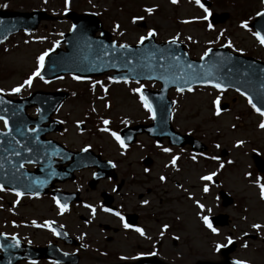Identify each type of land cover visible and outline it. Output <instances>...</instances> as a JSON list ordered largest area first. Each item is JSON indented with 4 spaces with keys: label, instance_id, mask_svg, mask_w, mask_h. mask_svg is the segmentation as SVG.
Instances as JSON below:
<instances>
[{
    "label": "rangeland",
    "instance_id": "rangeland-1",
    "mask_svg": "<svg viewBox=\"0 0 264 264\" xmlns=\"http://www.w3.org/2000/svg\"><path fill=\"white\" fill-rule=\"evenodd\" d=\"M5 4L6 8L17 10L43 8L55 16V20L42 21L30 33H18L0 46V89L14 95L11 89L31 75L37 67V57L68 30L70 21L64 17V0H0V5ZM145 7L154 11L146 13ZM70 8L101 13L103 26L117 43H137L139 37L153 29L157 41L177 37L186 44L192 58H199L209 47L226 44L234 52L264 59V47L258 44L253 30L241 26L264 8L262 0H211V6L207 7L210 12L228 14L225 21L213 24L211 29L207 27L208 21L200 19L206 13L195 0H178L176 4L171 0H70ZM137 16L144 18L133 23L132 18ZM85 79L63 76L45 82L33 77L31 86L26 85L19 93L26 95L36 89L67 91L68 98L53 114L61 122V128L49 136L71 149L90 147L102 158L111 160L116 165V179H101L90 189L87 181L93 169L76 172L73 180L59 187L79 189L82 199L63 213L48 196L17 197L11 191L0 190V230L41 245L53 236L48 227L39 225L46 220L57 222L73 237H87L84 240L89 246L83 251L59 243L63 249L80 252L77 264H116L115 256L103 255L100 249L130 257L148 250L152 244L158 247L165 264L219 261L221 256L215 246L226 244L228 237L239 243L231 254L235 259L264 264V228L251 227L254 223L264 225V199L260 198L257 183L258 179L264 183V171L258 170L254 158L256 153L264 162V129L258 126L262 116L247 100L232 90L206 86L183 92L171 89L173 127L189 132L207 149L195 153L188 146H169L166 140L156 143L146 134L137 135L132 144L121 148L111 135L115 128L125 120L133 124L151 118L140 94L131 89L141 84L157 89L159 84L156 81L117 84L105 77ZM217 96L219 104H227L219 115L215 114L219 104L213 103ZM28 112L35 115L36 111L31 107ZM104 120L109 124L105 125ZM104 128L109 131H103ZM237 140L243 144L237 146ZM163 148L171 151L164 152ZM173 156L177 157L175 165ZM213 172L216 175L211 180L201 179ZM161 176L165 180L161 181ZM120 182L119 192L113 195L127 211L138 215V227L144 230V236L135 228L125 232L119 218L101 211L97 205L99 192L112 193L114 183ZM205 184L207 192L203 191ZM219 190L231 196L229 206L221 204ZM144 200L148 204L141 203ZM201 204L203 208L199 207ZM86 205H92L95 213ZM218 212L227 213L232 222L213 233L201 217ZM165 224L167 229L163 228ZM35 264L55 263L41 260Z\"/></svg>",
    "mask_w": 264,
    "mask_h": 264
},
{
    "label": "water",
    "instance_id": "water-1",
    "mask_svg": "<svg viewBox=\"0 0 264 264\" xmlns=\"http://www.w3.org/2000/svg\"><path fill=\"white\" fill-rule=\"evenodd\" d=\"M201 2L209 4L206 0H201ZM43 14V12L36 11L32 14L0 11V41L20 28L24 30L33 28ZM69 15L73 18V25H76V28L66 35L68 51L54 56L49 54L41 71V76L53 78L64 71L79 75H91L98 74L105 69L115 68L126 69L127 72L122 74V76L127 78H147L160 81V90H142L143 94L148 97L155 112L154 127L147 126L144 128L151 134L161 136L166 133L167 136L176 139L172 143H180L181 145L189 143L194 150L204 149V146L197 140L188 135L181 136L174 133L169 126L167 113L171 102L167 99V90L173 86L177 89H186L195 84L214 85L219 83L225 86L223 88L239 89V92L243 93L247 98H251L252 102L264 111V62L262 61L233 54L226 49V46L208 49L209 54L204 56L203 59L193 60L187 56L183 44L179 42L175 44L171 42L156 44L153 41V36L140 45L121 49L114 46L113 41L108 40L109 34L104 31L100 37L93 38L94 32L100 29L99 21H93L95 18L91 17L93 19L91 20L90 17L74 13H69ZM226 17V13H213L210 16V20L213 23L222 22ZM248 25L264 35V14L257 16ZM81 37L84 38L81 39ZM188 65H192V68H189ZM194 76L197 78H193ZM205 80L210 82L206 83ZM44 94L50 98H55L50 112L65 97L62 92ZM35 95L33 94L29 98L31 99ZM4 117L8 120L10 132H20L21 135L26 134V136H22L20 139H10L6 142V150L10 155H14L18 150L21 153L15 155V162L13 163L12 161L10 169L5 168L2 172L3 174H0V183L25 191L31 182V175L23 170L19 162L23 157L29 158L35 153L36 148L46 151L43 136L38 138L35 134V132L42 130L38 128L31 134L26 129L27 123H25V119L18 117V113L8 105L5 107ZM17 117L18 121L16 120ZM159 121H162V123L159 127H156ZM141 130L140 126L124 129L121 135L125 141H131L135 133ZM2 138L3 136L0 135V154L3 153ZM30 138L36 143L37 147L31 144ZM56 147L60 148L58 144L52 145L54 151H57ZM60 150L65 152L63 148H60ZM65 153L67 154V152ZM81 165H96L98 167L96 179L112 174L110 163L101 162L99 157L94 156L90 151H87L82 157ZM259 169L264 170V165L259 164ZM57 171L62 172L60 170ZM95 180L92 181L91 185L95 183ZM221 195L223 204H228L231 201V198L224 192ZM222 217L225 219L226 216H213L210 218V222L213 226L224 224L225 221L222 220ZM232 250L233 244L220 250L221 255L224 257L223 262L199 261L195 264H234V261L228 257V253ZM46 251L47 248L31 249L24 246L18 250L16 259L31 258L32 255L34 257L48 256ZM3 258L4 256L1 259Z\"/></svg>",
    "mask_w": 264,
    "mask_h": 264
},
{
    "label": "snow or ice",
    "instance_id": "snow-or-ice-1",
    "mask_svg": "<svg viewBox=\"0 0 264 264\" xmlns=\"http://www.w3.org/2000/svg\"><path fill=\"white\" fill-rule=\"evenodd\" d=\"M177 2H178V0H171V3H173V4H176ZM195 2H196L197 5H199L201 8H203V11L206 13V15L200 17V19H203V20L207 21V20L209 19V16L211 15V12H210L209 8L205 7L204 4L201 3V0H195ZM69 3H70V0H64V5H65V7H64V11H65V12L69 11ZM262 3H264V0H262ZM0 7H7V5H6V4H5V5H0ZM153 11H154V9L151 8V7H148V8L145 9V12H146V13H149V14H151ZM262 14H264V13H262V12H257V13H256L257 16H261ZM143 18H144V17H142V16L133 17V18H132V19H133V23H135L137 20H142ZM241 26H242V27H247V22H246V21H245V22H242V25H241ZM116 27L118 28L119 25H117ZM207 27H208L209 29H211V28H213V24H212V23H208ZM75 28H76V25H72V29H75ZM155 34H156V33H155V30H153V29H149V30H148V33H147V36H141V37H139V40L137 41V43H143L144 40H146V39L149 38V37L154 36ZM61 35H63V34L61 33ZM253 35L259 40L260 44L264 45V35H262L260 31L253 32ZM38 39H43V37H39ZM176 41H177V37H173V38L171 39V43H173V44H175ZM55 43H56V44H59V41H56ZM222 46H223V45H222ZM228 46H229V47L232 46V45H231V42L228 43ZM128 47H129V45L126 44V43H124V44H120V45H119V48H121V49H127ZM50 51H51V49H49V50H47V51L41 53V54L37 57V62H38V63H37V67L35 68V70L31 73V75H29V76L27 77V79H25V80L23 81V83L17 85L16 87H13V88L11 89V92H12V93H19V92L21 91V89H23L26 85H27V86H31V84H32V80H33V77H39L40 79H43V76H41V69L44 67V59H45L46 56H48V54H49ZM208 54H209V52H208V50H206V51L204 52L203 56L201 57V59H203V57H204V56H207ZM188 67H189V68H192V65H188ZM193 78H197V77L194 76ZM75 79H78V80H79V79H81V77L77 76V77H75ZM45 82H47V81H45ZM124 82H125V83H128V79H127V78H124ZM205 82H206V83H209L210 81L205 80ZM97 83H99V82H97ZM213 86H214L215 88H217V89H222L223 87H225L224 85H221V84H219V83L214 84ZM143 87H144V85L141 84L139 87L132 88L131 90H132L134 93H140V100H141L143 106H144V107L147 109V111L152 115V119H155V112H154V110H153V106H152V104L149 102L148 97L145 96V95L141 92V89H142ZM177 90H178V91H183V88H178ZM188 90H189V91L192 90L191 86H189ZM3 91H4L3 89H0V92H3ZM237 91H239V89H237ZM242 94H243V93H242ZM219 100H220V97L217 96L216 100H215L213 103L218 105V104H219ZM248 103L251 105V107H252L253 109H255V111H256L257 113H259L260 116L264 117V111H262L261 108L257 107V105L254 104V103L252 102V99H251V98H248ZM220 111H221V108H220L219 106H217V107H216V110H215V114H216V115H219V114H220ZM0 120H2V121L4 122V127L7 129L8 126H9V124H8V120H7L4 116H0ZM79 123H82V121L79 122ZM103 123H104L105 125H108V124H109V121H108V120H104ZM124 123H127V121L125 120ZM258 126H259L261 129H264V120H261V122L259 123ZM102 130L105 131V132L109 131L108 128H104V129H102ZM33 131H35V129H33ZM111 135H112V136L115 138V140L119 143V145H120L121 148H126V147H127V145L124 143V140L121 139V137H120L119 134H117L116 132H112ZM241 144H243V141H241V140H237V141H236V145H237V146H239V145H241ZM217 147H219V145H217ZM85 150H86V149H82V151H85ZM162 150H163L164 152H170V151H171V149H169V148H163ZM14 154H15V155H19V153H14ZM193 159H195V157H193ZM212 159H218V157H212ZM176 160H177V157L173 156V157H172V163H173V165H175V161H176ZM110 163H111V162H110ZM113 167H115V165H113ZM221 167H222V165H221ZM145 171H147V169H145ZM215 175H216V173L213 172V173H211V174H209V175H206V176L201 177V179H203V180H205V181H209V180H211V179L213 178V176H215ZM160 180H161V181L165 180V177H164V176H161V177H160ZM257 183H258V185H259V189H260V191H259L260 198H261V199H264V183H260V182H259V179L257 180ZM2 187H3V186H0V189H2ZM203 191H204V192H207V191H208V186H207V184H205V186H204V188H203ZM33 194H34V195H38V193H33ZM21 195H23V193H21V192H19V191H16V196H17V197H20ZM53 199L55 200L57 206L59 207L60 212L63 213V212L67 209L68 205H67V204H63V203H61V202H60L58 199H56V198H53ZM141 203H143V204H148V201H147V200H144V201H142ZM86 207L90 208V209L92 210V212L95 213L96 209H95L92 205H86ZM199 207L203 208L204 206L201 204V205H199ZM103 211H105V212H113V209H111V208H103ZM114 214H115L117 217H119L121 221H124L125 218H124L123 215H121V213H120L119 211H116ZM201 219L203 220L204 224H205V225H206V226H207V227H208L213 233H216V232L218 231L215 227H213V224L210 222V219H209L208 216H202ZM35 223H36V222L33 221V224H35ZM53 223H54L53 221H47V220H46V221H44V224H43V225H39V226H40V227H48V228L51 229V231L53 232V234L59 235V233L56 231V229H55V228H52V224H53ZM123 227H124L125 229H129V228H132L133 226H132L131 224L125 222V223L123 224ZM251 227H252L253 229H257V230H259V229L264 228V225L254 223V224L251 225ZM163 228H164V229H167V228H168V225H167V224L163 225ZM135 231H136L137 233H139L140 236H144V235H145V232H144V230H143L141 227H136V228H135ZM163 234H164V233H163V231H162V232L160 233V235L163 236ZM0 235H5V234L0 233ZM13 239H14V240L16 239L15 236H13ZM232 243H233L232 238H231V237H228V238H227V244H217L215 247H216L217 250H219V249H221V248H223V247H226L227 245H230V244H232ZM18 244H19V241H17V246H18ZM243 246H244V247H247L246 244L243 245ZM85 247H86V245H85ZM66 255H67V253H66ZM138 255H144V253H139ZM147 255H154V253H151V252H150V253H147ZM121 259H125V258H124V257H121ZM33 264H35V262H33ZM234 264H248V262H247V261H243V260H235V261H234Z\"/></svg>",
    "mask_w": 264,
    "mask_h": 264
},
{
    "label": "flooded vegetation",
    "instance_id": "flooded-vegetation-1",
    "mask_svg": "<svg viewBox=\"0 0 264 264\" xmlns=\"http://www.w3.org/2000/svg\"><path fill=\"white\" fill-rule=\"evenodd\" d=\"M114 205H115V207H116L115 212H116V211H119V212H120V210L123 209V207L119 204V201H118V200L114 203ZM121 212H122V211H121ZM133 255H134V254H133ZM139 256H148V255H147V254H144V255H135V256H134V259L137 258V257H139ZM117 257H118V256L113 257L114 262H119V261H120V260L117 259ZM134 259H133V260H134Z\"/></svg>",
    "mask_w": 264,
    "mask_h": 264
}]
</instances>
